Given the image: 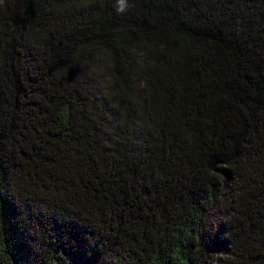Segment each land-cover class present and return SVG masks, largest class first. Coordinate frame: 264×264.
I'll list each match as a JSON object with an SVG mask.
<instances>
[{
  "label": "trees",
  "instance_id": "trees-1",
  "mask_svg": "<svg viewBox=\"0 0 264 264\" xmlns=\"http://www.w3.org/2000/svg\"><path fill=\"white\" fill-rule=\"evenodd\" d=\"M0 0V264H264V0Z\"/></svg>",
  "mask_w": 264,
  "mask_h": 264
},
{
  "label": "clouds",
  "instance_id": "clouds-1",
  "mask_svg": "<svg viewBox=\"0 0 264 264\" xmlns=\"http://www.w3.org/2000/svg\"><path fill=\"white\" fill-rule=\"evenodd\" d=\"M120 8L117 9L118 12L126 11V0H120Z\"/></svg>",
  "mask_w": 264,
  "mask_h": 264
}]
</instances>
